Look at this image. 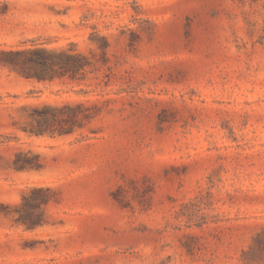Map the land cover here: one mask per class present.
<instances>
[{"label": "rangeland", "instance_id": "374dc122", "mask_svg": "<svg viewBox=\"0 0 264 264\" xmlns=\"http://www.w3.org/2000/svg\"><path fill=\"white\" fill-rule=\"evenodd\" d=\"M29 47L85 77L2 66ZM0 264H264V0H0Z\"/></svg>", "mask_w": 264, "mask_h": 264}, {"label": "trees", "instance_id": "16d2710c", "mask_svg": "<svg viewBox=\"0 0 264 264\" xmlns=\"http://www.w3.org/2000/svg\"><path fill=\"white\" fill-rule=\"evenodd\" d=\"M89 59L76 49H47L45 47L11 48L2 50V66L25 78L53 80L69 76L72 79L85 77ZM85 103L63 106H33L31 114L37 119V130L51 134L70 133L85 121L94 117L92 109ZM38 156L20 151L15 158L18 168H29L38 164Z\"/></svg>", "mask_w": 264, "mask_h": 264}]
</instances>
